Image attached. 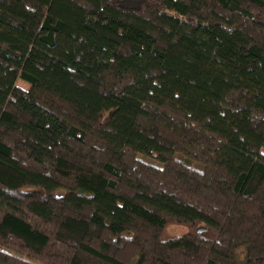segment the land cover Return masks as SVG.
I'll list each match as a JSON object with an SVG mask.
<instances>
[{
  "label": "trees",
  "instance_id": "1",
  "mask_svg": "<svg viewBox=\"0 0 264 264\" xmlns=\"http://www.w3.org/2000/svg\"><path fill=\"white\" fill-rule=\"evenodd\" d=\"M262 147L264 0H0V264H264Z\"/></svg>",
  "mask_w": 264,
  "mask_h": 264
},
{
  "label": "rangeland",
  "instance_id": "2",
  "mask_svg": "<svg viewBox=\"0 0 264 264\" xmlns=\"http://www.w3.org/2000/svg\"><path fill=\"white\" fill-rule=\"evenodd\" d=\"M23 83V80L22 79H18L17 81V84H21ZM261 151L264 153V147L261 148ZM139 157L149 163H153V164H156L158 163V161L152 157H149V156H146V155H143V154H139ZM167 231L169 234H172V235H179V234H182L186 231V228L184 226H180V225H170L168 228H167Z\"/></svg>",
  "mask_w": 264,
  "mask_h": 264
},
{
  "label": "water",
  "instance_id": "3",
  "mask_svg": "<svg viewBox=\"0 0 264 264\" xmlns=\"http://www.w3.org/2000/svg\"><path fill=\"white\" fill-rule=\"evenodd\" d=\"M199 231H201V229H199Z\"/></svg>",
  "mask_w": 264,
  "mask_h": 264
}]
</instances>
